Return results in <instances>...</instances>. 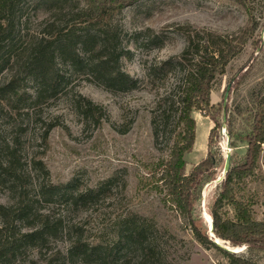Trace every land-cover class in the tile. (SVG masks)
I'll return each instance as SVG.
<instances>
[{
  "label": "rangeland",
  "instance_id": "rangeland-1",
  "mask_svg": "<svg viewBox=\"0 0 264 264\" xmlns=\"http://www.w3.org/2000/svg\"><path fill=\"white\" fill-rule=\"evenodd\" d=\"M242 1L244 5L237 0H141L118 13L112 21V34L118 37L117 50L122 52L118 67L140 82L138 89L132 92L106 88L104 82L88 76L84 66L73 69L69 62L57 61L56 70L65 76L64 82L40 103L35 105L24 97L5 107L4 95L0 94V158L5 156V145L16 144L24 171L30 170V161L36 157L48 173L31 175V185L27 187L31 195L32 186L40 175L56 185L76 181L83 190L109 181L108 193L100 195L90 206L50 205L56 217L62 219L63 228L77 226L78 234L87 243H106L114 236L117 222L133 213L150 222L155 244L167 263L228 264L221 251L194 240L186 223L163 202V194L152 189L151 180H147L151 165L168 156L171 139L177 132L171 109L176 105L175 88L180 75L172 71L165 77L148 80L146 72L152 64L182 52L187 27L237 38L249 25L248 13L259 21L255 33V39L260 40L258 47L248 43L228 65L226 73L216 80L210 94L211 103L220 106L230 85L226 98L228 123H223V116L217 119L220 124L218 145L212 151L218 180L203 185L194 206L195 216L201 219L203 228L215 242L210 234L209 212L217 194V183L227 157L244 156L246 143L237 137L249 130L254 102L258 95L264 94V0ZM54 2L24 0L15 17L14 34L30 40L45 31L52 21L57 22L55 28L61 32L74 29L79 34L83 28L79 13L86 9L85 2ZM22 63L12 62L3 70L0 84L13 76L18 80L15 84L18 91L31 98L36 86L30 80L19 82ZM80 97L102 108L98 122L95 121L98 114L91 121L78 115ZM192 116L196 122L195 141L192 151L184 156L185 174L206 158L208 135L214 127L202 114ZM16 187L0 177L1 205L15 203ZM241 194L253 204L255 218L264 221V149L255 178L246 184ZM67 241L68 237L59 232L52 246L64 250ZM215 246L264 263L262 253L247 247L236 248L220 240ZM37 251L20 248L12 258L1 260L0 264H30V260L38 256Z\"/></svg>",
  "mask_w": 264,
  "mask_h": 264
},
{
  "label": "trees",
  "instance_id": "trees-1",
  "mask_svg": "<svg viewBox=\"0 0 264 264\" xmlns=\"http://www.w3.org/2000/svg\"><path fill=\"white\" fill-rule=\"evenodd\" d=\"M54 1L57 4L60 0ZM83 1L86 9L79 13L83 25L79 34L74 29L61 32L55 28L57 22L52 21L38 37L28 40L27 36L14 34L15 17L24 0H0V74L12 62H17V65L23 62L19 82L30 80L36 86L30 98L25 92L18 91L15 85L18 80L8 76L0 84L5 107L18 103L24 97L36 105L46 95L55 92L65 79L61 71L56 70L58 62H69L73 69L84 66L86 74L104 82L106 88L113 87L122 92L138 89L139 80L130 78L118 67L122 52L117 50L118 37L112 34V21L122 10L141 0ZM237 1L241 5L245 3ZM248 16L249 25L237 38L187 27L183 33L185 47L182 52L152 64L146 72L148 80L156 76L165 77L172 71L180 75L175 88L178 93L176 105L171 106L174 107L171 114L175 118L177 132L171 139L168 156L151 165L147 180H151L152 189L162 193L163 202L186 223L194 240L221 251L228 264L264 263L217 248L203 228L201 219L195 216L194 206L203 185L218 180V167L212 151L218 145L220 124L217 119L223 116V106L211 103L212 88L248 43L254 48L260 43L255 39L259 21L251 13ZM78 102V115L85 121L97 114L95 121L101 119L102 108L82 97ZM193 113L210 119L214 127L208 135L206 158L185 174L184 156L192 151L195 141ZM251 116L249 130L237 137L246 143L245 154L240 158L232 156L226 173L223 168L209 216L215 239L236 248L247 247L264 256V221L255 218L253 204L241 194L246 184L255 178L264 149V94L257 96ZM226 121L228 123L227 114ZM5 150L4 158H0V177L17 186V198L10 206L0 204V261L12 258L20 248H32L38 250V256L30 260V264H169L155 244L150 222L136 214H127L118 221L114 236L106 243H87L78 234L77 226L62 227V219L56 217L50 205L90 206L100 195L108 193L109 181L94 189L83 190L76 181L56 185L40 175L32 186L31 195L27 190L29 183L31 185V175H48L43 163L40 158L33 157L30 170L24 171L16 144L5 145ZM59 232L68 237V246L64 250L52 246Z\"/></svg>",
  "mask_w": 264,
  "mask_h": 264
},
{
  "label": "water",
  "instance_id": "water-1",
  "mask_svg": "<svg viewBox=\"0 0 264 264\" xmlns=\"http://www.w3.org/2000/svg\"><path fill=\"white\" fill-rule=\"evenodd\" d=\"M259 51V50H258ZM257 51V52H258ZM229 90H230V85H228L227 86V88H226V91H225V94H224V100H223V103H222V106H223V118H222V121H223V123H225V121H226V98H227V96H228V93H229ZM229 162H230V157H227V160H226V164H225V167H224V173H226L227 172V170H228V167H229ZM210 234H211V236L215 239V237L213 236V234H212V223H211V225H210ZM218 240V239H217ZM215 245H217L218 244V241H216L215 240V242H213ZM224 243V242H223ZM221 249H223V248H221ZM232 254H235V252L234 253H232Z\"/></svg>",
  "mask_w": 264,
  "mask_h": 264
},
{
  "label": "bare ground",
  "instance_id": "bare-ground-1",
  "mask_svg": "<svg viewBox=\"0 0 264 264\" xmlns=\"http://www.w3.org/2000/svg\"><path fill=\"white\" fill-rule=\"evenodd\" d=\"M206 217H207V216H206ZM206 217H205V218H206ZM215 240L219 242V240H217V239H215Z\"/></svg>",
  "mask_w": 264,
  "mask_h": 264
}]
</instances>
